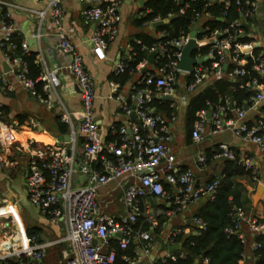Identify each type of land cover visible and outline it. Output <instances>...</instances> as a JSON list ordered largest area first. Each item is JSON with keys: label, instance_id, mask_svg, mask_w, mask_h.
I'll return each instance as SVG.
<instances>
[{"label": "built area", "instance_id": "built-area-1", "mask_svg": "<svg viewBox=\"0 0 264 264\" xmlns=\"http://www.w3.org/2000/svg\"><path fill=\"white\" fill-rule=\"evenodd\" d=\"M63 1L48 0L45 9L35 10L23 8L11 0H0V50L9 66L8 71H0V97H8L16 91L17 87L10 80L12 77L20 88L33 97H38L47 107H52L54 99L60 100L61 79L57 71L49 70L42 53H37L36 62L42 67L39 81L43 82L45 96L37 93L35 82L29 76L28 63L19 54V50L26 55L32 52L24 39L18 42L19 36L13 24V14L19 10L36 19L38 27L34 37L39 42L46 35L54 33L56 49L64 59L60 70L66 69L79 87L82 105L79 116L68 109L64 111L61 120L70 127L67 141L56 138L57 140L39 146L35 141L28 140L18 146L22 124L18 119H9L5 115V105L0 100V170H11L17 166L15 160L7 157L14 148L25 154L29 202L43 216L53 223H61L65 229L64 235L52 241H41L42 236L36 234L33 237L26 236L21 245L2 248L0 262L14 259L18 264H43L48 249L67 243L70 247L67 264H115L116 252L109 250V244L110 239H117L122 249H127L131 242L140 248L138 256H122L125 264H142L140 255H149L155 247L154 231L160 228L169 246L178 245L176 238L185 233V229L184 226L172 227L171 218L185 213L191 204L202 199L214 200L220 183L219 179H216L210 183L199 184L192 170L182 171L169 145L172 137L167 131L166 119L153 106L155 98H164L172 102L171 107L175 111L173 100L181 85V75L187 77L183 85L186 92L181 96L184 105L188 104L189 96L209 77L216 80H236L239 77V88L252 92L250 98L239 108L229 97L211 107L209 131L218 133L225 129L230 130L239 141L253 144L259 150L261 158H256L245 151L238 152L228 144L221 143L214 160H238L250 174L252 183L264 185V111L260 109L264 101V52L255 53V40L247 43L238 42V39L247 35L243 26L254 29L249 21L255 18L260 10L264 12V1L260 7L256 0H236L239 4L244 2L241 20L232 21L227 28L214 31L210 37L197 38L198 51L209 44L212 47L207 55L198 54L197 57L193 55L195 59L202 61L194 65L192 72L179 69L182 48L188 42V36L168 42L159 41L150 52L156 53L153 63L148 58L139 64L136 70L148 65L155 68L148 70L133 87L131 94L133 108L130 106L125 108L127 114L136 112L138 123L111 126L110 131L120 136V142L108 143L100 132L95 118L94 103L97 97L95 77L86 66L83 55L72 42L76 23L72 22L69 27L63 24ZM80 1L89 5L83 11L84 19L94 24L89 41L91 52L97 61L106 60L110 44L120 36L119 9L122 0ZM221 1L229 5V0ZM49 15L51 19L47 21ZM159 20L161 19L156 18L154 22ZM162 37H166L165 32H161L158 38ZM169 46L177 49L175 59L159 67L160 59L168 51ZM126 50L129 54L117 62L115 74L123 73L127 69L126 61L132 59L131 44ZM251 70L257 75L249 77ZM112 86L117 93L119 84L113 82ZM231 111L234 113L232 116ZM206 113L199 114L200 118L192 130V140L196 144L204 139L208 131ZM175 117L176 114L173 113L171 118L174 120ZM35 126L33 124V127ZM197 156L199 166L208 167L207 155L198 151ZM125 177H131L132 180L126 183L122 192L123 214L120 218H115L105 209L115 205L118 201L117 194H108L104 198L100 194V189ZM164 182L172 186L171 190L165 189ZM150 198L154 201L153 205L149 201ZM7 206L8 200L0 194V209ZM9 209L14 211V206L9 205ZM12 214L0 213V239L11 240L15 237L16 229L9 220ZM159 216L167 218V221L160 223ZM140 218H144V221L150 224V230L136 228ZM261 218L264 216L248 214L242 208L234 209L232 213V220L236 226L233 232L238 233L245 250L249 241L245 227L254 239L252 243L254 260L255 251L260 247L254 237L264 234V222L259 221ZM193 220L195 228L191 233L199 235L205 230L206 224L197 218ZM183 256L181 253L180 257ZM169 259H177L174 251L160 262L151 264H166Z\"/></svg>", "mask_w": 264, "mask_h": 264}, {"label": "crops", "instance_id": "crops-1", "mask_svg": "<svg viewBox=\"0 0 264 264\" xmlns=\"http://www.w3.org/2000/svg\"><path fill=\"white\" fill-rule=\"evenodd\" d=\"M11 1L17 2L23 8L35 10H43L48 5V0ZM147 1L148 0H122L119 9V15L121 18L120 36L110 44L107 51V59L103 61H97L91 52L89 41L94 31V24L87 22L83 17V11L88 8L89 5L81 2L80 0L63 1V24L69 27L71 26L72 22L76 23L75 33L71 38L72 42L78 48L79 52L83 55L86 66L95 77L97 95L94 103L95 118L99 125V130L105 136V138L106 134L110 131L111 126L113 125L127 126L130 123H138V119L133 116V112L135 111H132L131 114H127L125 108L127 106L133 108V106L131 105V103L133 102V99L131 97L133 87L140 79L144 77L147 71L152 69L154 66L152 67L151 65H148V67H145L143 69L135 70L132 73V80L124 88H121L119 86L117 93H115L112 86V83L115 81L110 79V75L115 72L114 70L117 66V62L121 58L127 57V55L129 54L126 48L130 45L131 38H133L134 35H136L137 33H147L152 36L157 35L155 31L156 27H154V24L156 22L152 23L151 25L148 24L141 29L136 28L134 25V27L132 26L133 21L137 17H139L140 10L144 8ZM256 1L260 4L261 7L264 0ZM50 19L51 18L49 15L47 17V21H49ZM13 24L17 30L16 34L28 43L30 51L33 52L31 49H34L37 51V53H42L45 57L49 70L57 71V74L59 75L62 83L59 89L60 100L54 99L52 107H47L39 100L38 97H33L28 92L20 88L17 81L14 78L10 77L11 83L14 84L17 89L8 97H0V100L10 110V113L7 115L9 119H18V115L24 116L25 118L24 123H22L18 146L20 145V143L28 140L35 141L36 145L39 146L50 143L51 140L53 141L56 138L59 140L67 141L69 139L70 127L69 131L67 133H64L57 120L58 118L62 119V117L64 116V111L66 109L77 116L80 115L82 111L80 89L75 84L72 76L67 72L66 69L60 70V67L64 64V59L56 49V39L54 37V33L46 35L39 42L38 39L34 37L35 33L37 32L38 23L35 18L29 16L24 11L18 10L14 12ZM31 24L34 25V30L30 34L29 41L28 37H26V32L24 29L30 28L32 26ZM251 24L253 26H256H254V29H250L249 35L251 36V38H253V40H255L256 49H260L262 52H264V12L262 10L259 11L256 19ZM195 26L199 27V33L204 29L202 22L196 23ZM194 27L192 28V30L194 29ZM186 36H188L189 38L190 34ZM32 41H34L33 44L31 43ZM198 49L199 48L197 47L195 51H198ZM195 56L196 55H194V57ZM6 65L7 64L4 59V55L0 50V71H5ZM186 79V76H180L181 85L178 87L176 95H174L175 99L173 101L175 102L176 117L173 120L172 118H167L165 117V115H163L168 124L167 131L172 137V141L169 142V145L175 153L180 168L192 170L199 184L207 183L211 176L218 177L220 175L222 168L221 163L223 159H215L213 165L202 168L198 164V152L196 153V155L187 152V149L190 146H195L197 148V151L206 154L207 149L212 152H218L219 144L226 143L232 148H235V150L238 152L239 150L245 151L253 154L256 158H261L259 150L256 149L253 144H251L250 142L239 141V138L235 136L234 132L226 129L218 133H211L209 131L211 127V117L209 118L208 112L212 111V108H210L206 113L208 131L205 133L204 139L199 144L194 143L193 140L191 143L187 141L185 114L188 104L184 105L181 102V96L186 92L183 86L186 82ZM214 81H216L214 77H209L196 90L194 94L203 91ZM194 94L190 95L189 97L192 98ZM232 115H234V113H232ZM183 117L184 126L182 128L181 124H179V131L181 136L180 138H178L175 132L176 122L179 120V118ZM33 124L36 126L33 127ZM7 157L15 160L18 164L11 170H0V194L3 198L8 200V206L13 205L15 208V212H12L13 214L9 218L10 223H13V225L11 224L12 227L14 226L16 229L15 236L17 234L19 235L20 233L21 236H23L25 239V237L28 236V229L35 228L39 230V234L42 236V239L44 241H52L54 239H58V237H61L63 234L62 227L64 225L61 226L60 224L51 222L47 217L43 216L37 208L31 205L27 198V158L25 154L14 148L7 155ZM220 160L222 161L219 163L218 161ZM131 180V177H125L123 179L113 181L100 191L101 196H103L104 198L107 197L108 194H117L118 201L121 202V206L119 205L117 210L112 208L113 212L111 213L113 215H109H112L115 218H120L122 216L124 210V203L122 202V192L127 185L126 183ZM257 187L258 185L252 182L251 185L249 183L247 184V189L251 197L256 192ZM20 199H23L28 203L29 211L26 212L28 214H26L24 211L22 212V209L20 207ZM199 206L200 205L198 203H193L190 205L189 210L185 213L173 216L170 220V224H172L171 226H184L185 233H187L186 235L193 232L195 228L193 214L197 211ZM7 207H1L0 211H3V209ZM252 212L255 216H264V202H259L256 206L253 204ZM245 232L249 236V241L248 246L245 250V255H243V259L241 260L240 264H255L252 252V243L254 239L248 232L247 227H245ZM155 236L156 244L151 253L146 256H143L142 254L140 255V262L142 264L160 262L170 253L166 237H163L161 233L155 234ZM5 239H0V250L2 248H5L3 247V240ZM14 239L15 238L13 237V239H6V241L13 242ZM21 244V241L18 240L16 243H12L11 245L16 246ZM65 245L66 246H62L60 249L57 248L60 246V244H58V246L55 245L51 247L48 250L49 254H46L45 256L46 260L50 264H56L58 258L60 264H67V256L70 254V247L67 244ZM134 245L136 253H139L140 248L135 243ZM178 245H180L182 248L180 242ZM55 248L58 249V251L53 252ZM180 250H174V252ZM59 256H62V259L59 260ZM203 264H207V261H205Z\"/></svg>", "mask_w": 264, "mask_h": 264}, {"label": "trees", "instance_id": "trees-1", "mask_svg": "<svg viewBox=\"0 0 264 264\" xmlns=\"http://www.w3.org/2000/svg\"><path fill=\"white\" fill-rule=\"evenodd\" d=\"M228 3L229 5H226V2L221 0L214 2L209 0H148L144 8L140 10L139 17L133 21V25L141 29L148 24L154 23L156 18L169 20V22L156 27V36L147 33H137L134 35L130 41L133 47V51L131 52L132 59L126 61L127 69L120 74L112 73L110 79L118 83L121 88H124L133 78L131 71L136 70L139 64L148 59L151 50L159 41L168 42L179 40L189 35L192 28L198 22H202L204 27L203 31L198 35V38L202 39L205 36L210 37L216 30H224L228 27L229 23L234 20H241L244 10V5L242 3L244 2L239 4L236 0H229ZM256 17L252 20L250 19V24L254 22ZM220 18H223V20L220 21ZM243 28L247 32V35L244 38L238 39V42L247 43L253 41V38L248 36V34H250V28L245 26H243ZM161 32H165L166 37L159 39L157 38L159 35L158 33ZM223 37L224 35L222 38ZM21 40L22 39L19 37L18 42L20 43ZM211 47V44L206 45L199 51H195L194 55H207ZM176 51L177 49L174 46H169L168 51L160 59L159 67L175 59L174 55ZM260 52H262L260 49H255V53ZM19 54L22 55L28 63L29 76L35 82L37 93L45 96L43 92V82L39 81L42 67L36 62L37 53L32 52L30 55H26L22 50H19ZM249 68L251 69V67ZM231 69L232 67L229 68V70ZM256 75L257 74L251 70L249 77H254ZM251 94V91L239 88V77L236 80H216L203 91L194 94L188 102L185 114L187 141L189 143L192 142V130L194 124L200 118L199 114L201 112H207L211 107L220 104L225 97H229L231 101H235L236 107L239 108V106L245 104ZM152 103L156 111L165 115L167 118H171V115L175 113L174 109L171 107L172 102L170 100L155 98ZM260 109L264 111V101ZM4 113L5 115L10 113L7 106L4 107ZM232 113L233 111L230 112V116H232ZM17 118L21 124L24 123V116L18 115ZM57 122H59L64 133L69 131V126L64 122L61 123L60 118H58ZM111 141L120 142V136L109 131L106 134V142L108 143ZM79 143L80 145L82 144V139H80ZM216 153L217 151L212 152L207 149L208 166L213 165ZM94 164L97 166L96 162H94ZM221 165L220 175L218 177L211 176L207 182L210 183L219 179L220 183L215 199L199 201L198 204L200 206L193 214V218H197L206 224L205 230L199 235L193 233L188 235L183 233L179 235L176 240L181 243L182 248L180 251L174 252V254L177 255V259H169L166 264H203L205 261H207V264H240L245 246L241 242L238 233L233 232L236 226L232 220V213L234 209L239 208H242L248 214L253 213V201L247 189V184L249 183L251 185L252 180L250 174L238 160L223 159ZM185 170V168L182 169V171ZM164 187L168 191L172 188L167 182H164ZM158 220L162 223L164 221L166 222L167 218L159 216ZM259 221L264 222V218L259 219ZM136 228L150 230V224L145 222L144 218H140ZM39 233V230L35 228H29L27 231L29 237H33ZM160 233V228L154 231V234ZM254 238L260 244V247L255 251V264H264V234H260ZM41 241L44 240L41 238ZM65 244L66 243H62L57 248L60 249L62 246H66ZM109 250H114L116 252L115 264H125L122 259L123 255L131 257L138 256L134 242H131L127 249H122L117 239H110ZM181 253L184 254L183 257H180ZM47 254H49V251H47ZM60 259H62V256H59V260ZM0 264H18V262L14 261V259H8L1 261ZM43 264L50 263L45 258Z\"/></svg>", "mask_w": 264, "mask_h": 264}, {"label": "water", "instance_id": "water-1", "mask_svg": "<svg viewBox=\"0 0 264 264\" xmlns=\"http://www.w3.org/2000/svg\"><path fill=\"white\" fill-rule=\"evenodd\" d=\"M220 21H222L223 19L220 18ZM169 21L168 20H162L159 22H156L154 24V27H158L160 25H164L167 24ZM198 26H195L194 29L192 30V32L190 33L189 36V40L188 42L184 45V47L182 48V56H181V60L179 62V69L182 71H189L192 72L193 71V67L194 65H196L197 63L201 62L202 59H195L193 57L194 51L195 49H197V33H198ZM156 56V53H152L149 55V61L151 63H153L154 58ZM224 69H227V65L224 66ZM9 70V66L6 65L5 67V71ZM169 99V98H168ZM133 116L137 118L135 112H133ZM208 116L209 118L211 117V113L208 112ZM121 197V195H120ZM119 197V198H120ZM252 200H253V204L256 206L259 202H264V185L262 184H258V187L256 189V192L252 195ZM149 201L151 202V204H154V201L152 198L149 199ZM201 201H204V199H202ZM60 225L62 226V224L60 223ZM62 235L65 234V229L64 227H62ZM181 246L180 245H176V246H169V251L172 252L174 250H180Z\"/></svg>", "mask_w": 264, "mask_h": 264}, {"label": "rangeland", "instance_id": "rangeland-1", "mask_svg": "<svg viewBox=\"0 0 264 264\" xmlns=\"http://www.w3.org/2000/svg\"><path fill=\"white\" fill-rule=\"evenodd\" d=\"M132 22V21H131ZM32 25V24H31ZM132 26H133V24H132ZM134 27V26H133ZM25 30V32H26V37H28V40L30 41V34L32 33V31L34 30V25H32L30 28H25L24 29ZM32 44L34 43V41H32L31 42ZM33 52H35V53H37V51L36 50H34V49H31ZM179 124H181V126H182V128H183V126H184V117L183 118H179V120L176 122V129H175V132H176V136L178 137V138H180V136H181V134H180V131H179ZM187 152H189V153H191V154H194V155H196V153L198 152L197 151V148L195 147V146H190L188 149H187ZM193 155V156H194ZM222 160H220V161H218L219 163L221 162ZM222 164V163H221ZM104 188V187H103ZM103 188H101L100 189V191L103 189ZM20 198V197H19ZM21 200V202H20V207H21V209H22V212L24 211L25 213L26 212H28L29 211V205H28V203L25 201V200H23V199H20ZM30 203V202H29ZM121 206V202L120 201H118L117 203H116V205L115 206H112V207H110L109 209H105V211L107 212V213H109V214H112L111 212H113L112 211V208L113 209H115V210H117L118 209V206ZM26 214H28V213H26ZM113 215V214H112ZM26 216H28V215H26ZM13 225V224H12ZM13 228L15 229V227L13 226ZM67 244V243H66ZM68 245V244H67ZM55 251H58L56 248L53 250V252H55ZM56 256V255H55ZM57 257V256H56ZM56 264H60L59 263V261L57 260V262H56Z\"/></svg>", "mask_w": 264, "mask_h": 264}, {"label": "bare ground", "instance_id": "bare-ground-1", "mask_svg": "<svg viewBox=\"0 0 264 264\" xmlns=\"http://www.w3.org/2000/svg\"><path fill=\"white\" fill-rule=\"evenodd\" d=\"M15 209V208H14ZM10 213V212H15V210L14 211H12V210H10L9 209V206L7 207V208H5V209H3V211H0V213ZM15 239H14V241L13 242H10V241H6V239L5 240H3L4 242H3V247H9L12 243L14 244V243H16L18 240H20L21 241V243H23L24 242V237L23 236H21V234L19 233V235L17 234L15 237H14Z\"/></svg>", "mask_w": 264, "mask_h": 264}]
</instances>
